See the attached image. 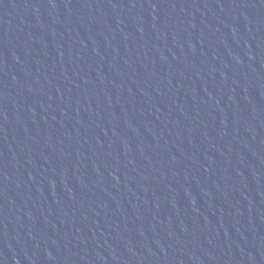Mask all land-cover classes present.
<instances>
[{"label":"water","instance_id":"95a60500","mask_svg":"<svg viewBox=\"0 0 264 264\" xmlns=\"http://www.w3.org/2000/svg\"><path fill=\"white\" fill-rule=\"evenodd\" d=\"M0 264H264V0H0Z\"/></svg>","mask_w":264,"mask_h":264}]
</instances>
